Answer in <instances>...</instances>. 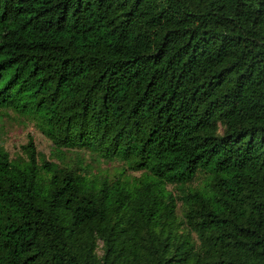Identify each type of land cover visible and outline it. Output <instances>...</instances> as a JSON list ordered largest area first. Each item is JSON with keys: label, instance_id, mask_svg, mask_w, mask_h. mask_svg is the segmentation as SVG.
Returning <instances> with one entry per match:
<instances>
[{"label": "trees", "instance_id": "16d2710c", "mask_svg": "<svg viewBox=\"0 0 264 264\" xmlns=\"http://www.w3.org/2000/svg\"><path fill=\"white\" fill-rule=\"evenodd\" d=\"M2 110L0 264H264V0H0Z\"/></svg>", "mask_w": 264, "mask_h": 264}, {"label": "rangeland", "instance_id": "374dc122", "mask_svg": "<svg viewBox=\"0 0 264 264\" xmlns=\"http://www.w3.org/2000/svg\"><path fill=\"white\" fill-rule=\"evenodd\" d=\"M2 115L0 114V144H2V148H5L9 155L14 154L21 143H24L27 139V134H31L34 138V142L37 146V149L49 153L51 148V142L48 138H46L43 133L38 130L31 121L26 118H22L17 116L11 110H2ZM5 112V113H4ZM103 166L110 167V171L112 170V164L108 162H101ZM8 168L6 165L0 160V174L6 173ZM207 176L208 172L204 173ZM123 183V180H121ZM214 182V179H213ZM111 187H114V182L110 181ZM130 182L126 185L130 187ZM212 184L206 185L203 180V186L209 190Z\"/></svg>", "mask_w": 264, "mask_h": 264}]
</instances>
